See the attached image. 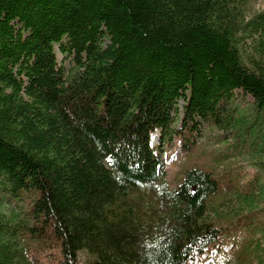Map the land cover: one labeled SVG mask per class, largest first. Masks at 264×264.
I'll return each mask as SVG.
<instances>
[{"label":"trees","instance_id":"obj_1","mask_svg":"<svg viewBox=\"0 0 264 264\" xmlns=\"http://www.w3.org/2000/svg\"><path fill=\"white\" fill-rule=\"evenodd\" d=\"M249 1L0 0V181L29 199L21 215L0 196V264H39L48 232L58 264H187L235 246L253 219L224 224L241 207L213 196L239 176L192 167L171 188L152 139L205 121L264 149V10L247 15ZM245 190L242 215L264 214ZM242 244L264 264L261 239Z\"/></svg>","mask_w":264,"mask_h":264},{"label":"rangeland","instance_id":"obj_2","mask_svg":"<svg viewBox=\"0 0 264 264\" xmlns=\"http://www.w3.org/2000/svg\"><path fill=\"white\" fill-rule=\"evenodd\" d=\"M264 10V0H250L247 7V15H250L256 11ZM57 48L58 58L61 60L63 55ZM253 98L242 92V90L235 91V97L232 104L236 105L239 109H243L252 114L251 104ZM184 101L180 100L178 107L179 112L176 117L174 126L179 127L181 117L183 115ZM262 133V129L260 128ZM193 134V135H192ZM156 140H153L154 145L161 144L162 146V162L163 170L166 173V179L169 182L171 188L176 187L182 179L184 172L192 167H199L205 170L212 169L213 175L220 179L223 184L229 182L233 184L234 181L228 180L229 176L235 179L239 176V188H232L224 192L220 191L213 196V202H223L224 200L228 203V208L241 207L239 214L232 213L225 219L224 224L231 219L233 223H246V221L252 217L253 223L238 227L239 235L235 238V246L230 249H222L223 252L217 257L213 255V252H208L206 257H197L195 261H190L187 264H260L259 258L256 257L255 247H245V244L250 242L252 237L261 239L264 242V214L261 210H255L252 216H243L247 208L244 203H240V199L237 194L240 191L245 192L246 188H250L256 194V208L264 207V149L261 150V143L263 139L261 136H255L248 133L245 136V141L241 138H236L235 130L229 131L214 127V125L201 121L196 130L186 125L183 127L182 132L175 134L168 138L165 143L162 144L160 141L159 133ZM192 135L191 138L194 141L188 139V136ZM256 140V144H254ZM185 144H189L187 147ZM184 146V147H183ZM180 147H183L182 149ZM227 154V155H225ZM260 184L262 187L260 188ZM10 184L0 181V196H6L8 200L5 201L3 208L7 211L20 210L21 215L28 208L29 199L27 196L22 195V191H15L10 189ZM229 197L231 200L229 201ZM17 204H21V207H17ZM236 205V206H235ZM249 228V229H248ZM46 240L39 242V249L34 251L39 254V264H58L60 259V247L54 235L47 233ZM37 242H35L36 245ZM216 244L210 247V250L216 248ZM250 251V252H249ZM212 253V254H211ZM86 257L84 252L81 253L82 261ZM217 258V259H216ZM208 259V260H207ZM197 262V263H195Z\"/></svg>","mask_w":264,"mask_h":264},{"label":"bare ground","instance_id":"obj_3","mask_svg":"<svg viewBox=\"0 0 264 264\" xmlns=\"http://www.w3.org/2000/svg\"><path fill=\"white\" fill-rule=\"evenodd\" d=\"M154 134H155V133H154ZM154 134H153V139H152V141H153V140H156V138H157V135H154Z\"/></svg>","mask_w":264,"mask_h":264}]
</instances>
